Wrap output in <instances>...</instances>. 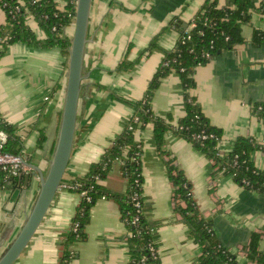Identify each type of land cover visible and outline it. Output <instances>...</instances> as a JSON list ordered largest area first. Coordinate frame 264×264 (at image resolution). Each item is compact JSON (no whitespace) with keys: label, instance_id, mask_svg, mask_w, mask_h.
Listing matches in <instances>:
<instances>
[{"label":"crops","instance_id":"crops-1","mask_svg":"<svg viewBox=\"0 0 264 264\" xmlns=\"http://www.w3.org/2000/svg\"><path fill=\"white\" fill-rule=\"evenodd\" d=\"M204 2L92 0L74 143L63 182L81 177L123 129L133 113L128 100L142 98L164 52L176 45L179 28L173 22L178 27L191 28ZM4 21L5 14L0 9V22ZM28 24L39 37L43 35L31 18ZM256 27L264 30V16L254 12L250 21L242 25L244 42L220 51L192 72L195 85L189 94L209 122L222 130L223 141L218 146L222 153L232 147L237 136L255 140L264 137V125L251 110L252 105L264 103V44L252 41ZM155 35L157 46L144 53ZM0 50V116L15 127L24 160L44 173L64 100L63 58L56 46L43 48L22 41ZM137 57L139 61L131 69L117 70L124 58ZM56 82L60 87L52 91ZM151 108L159 116H171L173 124L183 117L184 92L178 73L171 72L162 80L151 99ZM138 133L143 144L142 213L150 225L160 264H199L201 254L200 245L174 209V188L164 163L168 158L186 177L200 214L213 221L218 241L236 254L238 264H257L247 258L244 247L252 232L264 231V194L215 171L212 161L183 137L168 132L162 155L154 143L151 125ZM252 160L256 167L264 169V150L255 149ZM26 172L29 183L21 185L17 200L16 186L6 189V181L0 186V255L20 229L39 189L36 171L29 168ZM101 184L117 192L127 187L117 164ZM78 199L76 192L60 187L13 264H56ZM179 204L184 205L180 200ZM85 231V239L68 246L71 264H130L127 239L131 230L122 218L118 201L99 198L90 209ZM259 249L264 252V236Z\"/></svg>","mask_w":264,"mask_h":264},{"label":"trees","instance_id":"trees-1","mask_svg":"<svg viewBox=\"0 0 264 264\" xmlns=\"http://www.w3.org/2000/svg\"><path fill=\"white\" fill-rule=\"evenodd\" d=\"M76 0H0V9L4 11L5 21L0 22V49L1 47L22 41L30 46L43 48L58 47L63 58V73L66 72L67 57L70 46V36L73 27V11ZM205 0L202 7L194 15L195 25L186 31L187 27L179 28V37L175 47L167 52L161 59L152 78L149 80L142 98L132 101L133 113L123 129L112 139L111 144L92 162L86 172L72 181L77 188H69L78 194L79 199L74 208L71 225L64 240H62L61 253L56 264H71V253L68 246L86 237V225L89 222L90 209L95 202L102 197H110L118 201L123 220H131L137 211L132 201L135 192L140 193L142 200V182L140 154L142 141L138 132L146 125L152 126V133L156 148L163 153L166 135L172 132L175 135L190 141L212 163L215 171L223 168V174L231 176L237 183L247 189L264 194V169L256 167L252 160V152L259 148L257 140L247 136H237L232 147L224 152L218 151L215 138L222 137V130L213 126L203 114L200 104L189 94L195 82L192 75L194 67L211 60L220 51L231 49L235 45L244 42L242 25L249 22L252 13L256 12L264 16V0ZM18 6V9H16ZM31 18L40 27L43 35L39 37L28 24ZM187 35H189L188 38ZM252 41L264 44V30L254 28ZM157 46L155 35L144 53H149ZM143 53V54H144ZM208 53L209 57H205ZM1 55V50H0ZM140 57L124 58L117 66L118 71L131 69ZM171 72L178 73L184 92L185 114L174 124L171 116H159L151 108V99L162 80ZM56 82L52 91L59 89ZM261 106V109L258 107ZM252 112L264 125V103L252 105ZM0 130L6 134L4 150L18 153L21 149V139L15 133V127L6 122L0 116ZM197 134H205L208 137L195 138ZM161 154V153H160ZM169 180L173 185L175 200L174 209L180 215V220L188 227L194 240L201 247L199 264H238L237 256L228 250L214 236L213 221L204 217L197 209L191 196L190 185L171 158L164 160ZM117 164L121 175L126 179V190L117 192L108 190L101 184L111 167ZM217 167V168H216ZM3 173H0V186L5 184ZM98 176V179H96ZM140 183V187L139 184ZM86 190L90 201L80 192ZM179 200L184 205L179 204ZM136 224L128 223L131 232L127 239L130 264H160L159 255H151L149 246L156 244L152 241L150 225L143 213H138ZM78 223L74 230V224ZM263 232H252L250 240L245 248V253L250 261L264 264V252L259 249Z\"/></svg>","mask_w":264,"mask_h":264},{"label":"water","instance_id":"water-1","mask_svg":"<svg viewBox=\"0 0 264 264\" xmlns=\"http://www.w3.org/2000/svg\"><path fill=\"white\" fill-rule=\"evenodd\" d=\"M91 2L92 0L75 1L73 27L65 72L64 100L54 147L48 162V168L44 173L36 165L29 164L22 157L23 163L39 175V189L20 229L6 250L0 255V264H13L19 258L41 224L63 181L73 149L78 104L84 78V55L86 45L90 41L88 38V25ZM29 178L28 172L10 177L6 181L5 188L8 189L12 185L16 186L17 200L22 192L21 185L27 186Z\"/></svg>","mask_w":264,"mask_h":264},{"label":"built area","instance_id":"built-area-1","mask_svg":"<svg viewBox=\"0 0 264 264\" xmlns=\"http://www.w3.org/2000/svg\"><path fill=\"white\" fill-rule=\"evenodd\" d=\"M16 9H18V6H16ZM195 25V23L192 21L191 24V28ZM190 29V28H189ZM189 29H186V31L188 32ZM189 35H187L186 38H188ZM205 57H209V54L206 53ZM258 109H261V106L258 107ZM176 124V123H175ZM211 138H215L216 142H217V147L219 146V144H221V142L223 141L222 137H216L213 134L209 135ZM195 138H207L208 136L205 134H197L194 136ZM6 141V134L4 131L0 130V173H3V178L7 181L10 177H16L18 174L26 172L29 170V168L23 163L22 161V155H21V151L18 153H13V152H9L4 150V143ZM258 144H259V148L264 150V137L260 138L259 140H257ZM218 151L220 153H222L219 149ZM217 168V167H216ZM221 172H223V168L220 170ZM96 179H98V176H96ZM137 183L139 184V187L141 186L140 183L137 180ZM60 187H64V188H77L76 184H73L72 182L70 183H66L63 182L61 183ZM81 196H85L87 201H90V197L87 196V191L83 190L80 192ZM105 198V197H102ZM132 201L134 204V207L137 211V214L131 219H124V222L126 224L128 223H132V224H136V222L138 221V213L142 212V200H141V195L138 192H135L132 195ZM78 223L74 224V230L77 229ZM149 250L151 252V255L153 257H156V255L158 254L157 249L154 248L153 245L149 246Z\"/></svg>","mask_w":264,"mask_h":264},{"label":"rangeland","instance_id":"rangeland-1","mask_svg":"<svg viewBox=\"0 0 264 264\" xmlns=\"http://www.w3.org/2000/svg\"><path fill=\"white\" fill-rule=\"evenodd\" d=\"M72 33V32H71Z\"/></svg>","mask_w":264,"mask_h":264}]
</instances>
